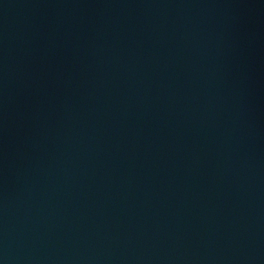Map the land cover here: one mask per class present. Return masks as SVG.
Returning a JSON list of instances; mask_svg holds the SVG:
<instances>
[{
  "label": "water",
  "instance_id": "1",
  "mask_svg": "<svg viewBox=\"0 0 264 264\" xmlns=\"http://www.w3.org/2000/svg\"><path fill=\"white\" fill-rule=\"evenodd\" d=\"M0 264H264V0H0Z\"/></svg>",
  "mask_w": 264,
  "mask_h": 264
}]
</instances>
